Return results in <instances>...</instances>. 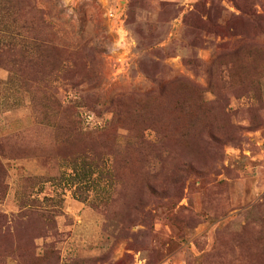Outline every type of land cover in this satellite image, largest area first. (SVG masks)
I'll return each mask as SVG.
<instances>
[{"label":"rangeland","instance_id":"1","mask_svg":"<svg viewBox=\"0 0 264 264\" xmlns=\"http://www.w3.org/2000/svg\"><path fill=\"white\" fill-rule=\"evenodd\" d=\"M0 264H264V0H0Z\"/></svg>","mask_w":264,"mask_h":264}]
</instances>
